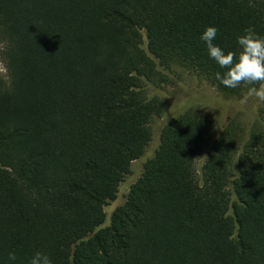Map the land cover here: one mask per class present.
I'll list each match as a JSON object with an SVG mask.
<instances>
[{
    "label": "trees",
    "instance_id": "trees-1",
    "mask_svg": "<svg viewBox=\"0 0 264 264\" xmlns=\"http://www.w3.org/2000/svg\"><path fill=\"white\" fill-rule=\"evenodd\" d=\"M210 25L238 51L246 27L264 36V0H0V261L264 264V101L252 122L226 123L200 177L214 120L198 106L173 115L101 227L168 109L151 94L168 71L248 94L215 79L199 40Z\"/></svg>",
    "mask_w": 264,
    "mask_h": 264
},
{
    "label": "rangeland",
    "instance_id": "rangeland-1",
    "mask_svg": "<svg viewBox=\"0 0 264 264\" xmlns=\"http://www.w3.org/2000/svg\"><path fill=\"white\" fill-rule=\"evenodd\" d=\"M169 82L160 84L151 89V94H158L168 102V109L163 116L157 118L152 124V138L143 155L134 160L130 166V172L119 184L115 200L104 207L105 221L101 227L110 223V216L115 208L122 205L131 185L140 177L144 164L154 156L160 143V132L167 121L180 110L198 106L199 111L209 114L214 120L213 133L204 148L201 158L196 163L197 175L201 176L202 166L213 142L233 117L240 119L242 123H250L258 116V110L263 101L248 94L240 99H230L219 94L200 77L185 71L182 68L173 67L167 72ZM0 75H5V70L0 63Z\"/></svg>",
    "mask_w": 264,
    "mask_h": 264
},
{
    "label": "clouds",
    "instance_id": "clouds-1",
    "mask_svg": "<svg viewBox=\"0 0 264 264\" xmlns=\"http://www.w3.org/2000/svg\"><path fill=\"white\" fill-rule=\"evenodd\" d=\"M217 33L218 28L210 25L199 35L208 58L221 70L215 73V79L230 89L245 86L249 96L264 101V36L254 26H248L236 37L238 51H226L214 43ZM0 264H54V261L50 254L42 250L34 251L23 261L15 251H10L7 260L0 261Z\"/></svg>",
    "mask_w": 264,
    "mask_h": 264
}]
</instances>
